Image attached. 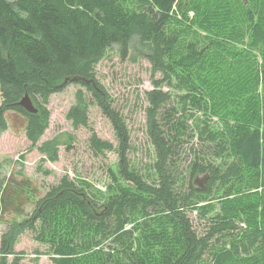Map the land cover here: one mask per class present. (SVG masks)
I'll return each mask as SVG.
<instances>
[{
    "label": "trees",
    "instance_id": "trees-1",
    "mask_svg": "<svg viewBox=\"0 0 264 264\" xmlns=\"http://www.w3.org/2000/svg\"><path fill=\"white\" fill-rule=\"evenodd\" d=\"M201 1L205 6L211 0ZM198 4L199 0H0V131L8 129L9 116L21 118L31 151L38 147L49 161H57L60 148L75 138L64 133L39 145L50 125L47 106L50 97L63 90L58 86L65 79L82 77L95 81L96 87L79 84L97 100L122 143L121 175L128 186L117 184L108 203L100 205L88 189L64 177L38 201L34 215L18 223L19 230L29 229L39 241L51 245L49 254L54 264H80L75 237L86 232L124 247L128 244L126 227L131 216L162 209L174 223L179 237L176 246L159 243L149 256L131 244L108 261L100 255L97 264H204L213 251L210 264H264V198L241 196L251 185H258L253 179L247 181L246 171L264 173V129L228 118L219 134L197 116L202 108L197 91L192 92L188 84V73L204 70L213 47L189 39L188 29L174 25L173 16L176 10H196ZM212 5L217 9L210 11L213 19L226 15L232 22L241 16L239 13L250 16V48L264 53V0H256L253 6L251 0H217ZM255 16L260 20L258 25L251 22ZM111 51L122 59H130L138 51L152 66L154 88L146 96L157 186L128 170L125 152L129 130L113 110L106 90L96 81V67ZM243 56L247 64H255L248 50ZM256 77L264 86V65ZM190 83L194 86V79ZM26 95L37 113H29L20 105ZM92 103L84 91L77 93L76 105L67 115L75 129L88 127ZM196 139L210 146L218 165H202L195 154L192 175L210 171L211 179L206 191L196 189L193 182L184 197L176 178V160ZM90 141L100 154L113 150L111 143L94 134ZM19 175H11L0 194L4 215L22 217L33 201L27 192L29 181ZM215 188L217 200H224L223 209L200 236L185 210L194 204L192 199L213 195ZM244 199L246 202H242ZM214 210L207 208L208 212ZM156 232L148 231L146 241L153 244L161 239ZM15 240L13 234L3 238L0 264H21L14 251Z\"/></svg>",
    "mask_w": 264,
    "mask_h": 264
},
{
    "label": "rangeland",
    "instance_id": "rangeland-1",
    "mask_svg": "<svg viewBox=\"0 0 264 264\" xmlns=\"http://www.w3.org/2000/svg\"><path fill=\"white\" fill-rule=\"evenodd\" d=\"M216 1L211 0L204 6L199 0L196 10H176L173 16L174 25L188 29L189 39H196L213 47L204 70L200 74H197V69L188 73V84L192 86V92L194 89L197 91L202 108L196 114L219 134L228 118H239L242 124L264 129V86L256 77L258 70L264 65V53L250 48V16L239 13L241 16L234 17L232 22L227 21L226 15L213 19L210 11H217L216 6L212 5ZM255 4L256 0H251V5ZM259 21L256 16L251 20L253 25H258ZM244 50L253 54L255 64L246 63ZM151 69V64L138 51L133 52L130 59H122L115 51H111L97 65L95 78L106 90L113 110L120 115L129 130L130 140L125 152L128 170L148 184L157 186L155 147L149 134L150 104L146 96L154 88ZM159 77L158 74L156 78ZM193 79L194 86L190 83ZM79 91H84L88 100L93 103L89 110L88 127L75 129L67 115L76 105ZM1 104L0 96V106ZM47 108L51 115L50 125L39 145L64 133L75 138L70 145L60 148L55 162L49 161L39 152L38 147L31 151V143L21 127V118L9 116L8 129L0 131V194L11 175L22 173L19 177L24 176L29 181L30 188L27 192L33 196L32 203L27 206L22 217L4 215L0 207V251L3 238L13 234L16 239L14 251L20 257L21 264H54L53 255L49 254L51 245L39 241L37 235L29 229L19 230L18 223L31 218L38 208V201L57 187L64 177L88 189L100 205L108 203L115 195L117 184L128 186L121 175V140L112 121L104 114L91 93L79 83L70 84L50 97ZM189 124L192 125V121ZM93 134L102 141L111 143L113 150L104 154L96 152L90 141ZM195 154L202 165H218L207 144H199L196 139L186 145L176 160L175 170L178 187L184 197L190 193L191 184L197 177L191 173ZM246 175L247 181L253 179L258 185H251L241 192V196L264 198V173L246 171ZM216 192L218 188L214 189L213 195L192 199L194 204L185 210L194 230L200 236L205 235L212 218L223 209L224 200H217L219 196ZM242 202H246L245 199ZM209 207H214L215 210L208 212ZM246 207L248 204H245ZM241 226L244 227L245 224L241 223ZM150 230L158 231L157 235H161V239L153 244L146 241V233ZM126 231L128 244L122 248L111 239H95L92 232L75 237L80 251V264H97L100 255L106 261L116 258L131 244L135 249L151 256L152 248L155 251L159 243L162 246H176L179 242L174 223L171 224L164 209L132 215ZM213 252L205 257L204 264L211 263ZM10 259H14V256H10Z\"/></svg>",
    "mask_w": 264,
    "mask_h": 264
},
{
    "label": "water",
    "instance_id": "water-1",
    "mask_svg": "<svg viewBox=\"0 0 264 264\" xmlns=\"http://www.w3.org/2000/svg\"><path fill=\"white\" fill-rule=\"evenodd\" d=\"M73 83H84V84H92L94 87H96V83L94 80H87L82 77H73V78H67L65 81L58 86V88H64L68 84ZM20 105L29 113H37L38 110L35 108L34 103L32 102L29 95H26L22 101L20 102ZM211 179V172L206 171L205 173L198 174L195 181H194V187L200 191H206L208 189V183Z\"/></svg>",
    "mask_w": 264,
    "mask_h": 264
}]
</instances>
